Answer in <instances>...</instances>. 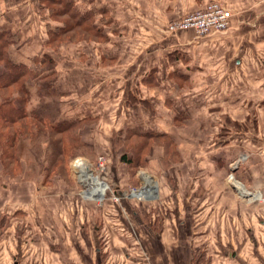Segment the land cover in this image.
Wrapping results in <instances>:
<instances>
[{"label":"rangeland","instance_id":"rangeland-1","mask_svg":"<svg viewBox=\"0 0 264 264\" xmlns=\"http://www.w3.org/2000/svg\"><path fill=\"white\" fill-rule=\"evenodd\" d=\"M84 1L38 0L44 13L36 12L35 18L45 34L32 60L16 53L25 39L0 25V74L4 72L0 85L11 80L10 74L24 73L18 84L0 87V102L20 98L11 104L18 112L11 117L20 118L9 125H16L17 132L9 133L8 124L0 120V130L9 133L6 139L15 137L8 155L2 144L5 136H0V238L4 242L20 238L18 249L33 259L53 258L49 264H62V238L69 234V245L64 241V247L70 264H77L84 248L87 256L97 252L95 248L104 249L103 222L127 223L129 216L174 221L177 209L188 215L191 208L203 220L234 223L220 235L224 246H218L216 239L209 240L208 246L194 241L192 264H204L206 256L221 259V253L237 251L243 261L231 259V264H264V226L257 224V246L248 232L243 237L244 230L237 229L241 210L256 208V213L250 218L251 213L245 214L242 220L264 221V132L225 131L229 122L225 124L219 116L179 115L170 106L175 90L170 80L175 74L168 68L167 57L161 53L164 60L151 56L148 62L144 51L141 54L157 38L169 53L176 48L171 41L179 31L172 32L168 24L188 8L197 10L209 1H219L231 16L244 11L254 14L253 0H230L231 5L226 0H204L156 26L133 13L135 0H98L94 5ZM146 27L151 30L149 39L142 32ZM8 58L14 63L5 67ZM21 85L25 94L18 93ZM249 119L253 125L254 118ZM62 122H68L64 131H56ZM239 144L246 148L238 150ZM248 155L255 161L250 163L251 176L234 175L217 162L222 157H241L239 164L247 168ZM77 161L86 162L91 176L106 184L98 198L83 194L90 184L79 179ZM143 173L157 187L146 197H137L132 189H141ZM196 188L210 190L191 196L189 190ZM223 190L229 193L224 200ZM89 240L94 244H88ZM137 240L134 251L138 257L149 258Z\"/></svg>","mask_w":264,"mask_h":264},{"label":"crops","instance_id":"crops-1","mask_svg":"<svg viewBox=\"0 0 264 264\" xmlns=\"http://www.w3.org/2000/svg\"><path fill=\"white\" fill-rule=\"evenodd\" d=\"M167 1L135 0L132 2V10L133 13L141 15L142 20L146 21L145 24L149 25L148 23L153 22L156 26L167 19L179 17L185 11V7H191L204 0ZM81 2L82 0H78V3ZM84 2L94 5L98 0ZM226 2L229 5L232 4L230 0ZM245 2L246 0H243V3ZM252 5L255 9L254 14L246 11L236 15L232 14L228 29L222 32H211L199 38H195L192 30H181L175 33L174 40L171 42L176 48H170V53L166 50L167 48L159 45L161 41L158 38L157 43L142 48L141 54L144 51L142 56L148 62L151 56H155L158 60L161 57V60H164L161 53L167 57L168 68L172 69L175 74V77L170 80L175 86L173 103L170 106L178 110L179 115L203 118L219 116L225 118L223 119L225 124L229 122L225 126V131L251 130L257 134L264 132V126L261 124L262 117H264V10L262 9L264 0H253ZM135 6L136 12H134ZM189 10L191 9L188 8L186 11ZM36 12L43 16L44 7L38 0H0V25L8 27L16 37L25 39L15 50L26 60H32L37 52L35 48L43 45L45 32L41 31L40 22L35 18L38 16ZM143 31L145 32L143 35L149 39L148 33L151 30L148 28ZM151 49L153 53L150 52ZM155 52L159 54H154ZM145 83L146 77L142 84ZM182 101H189V104H183ZM249 118H254L253 125ZM232 121L237 124L233 125L230 123ZM237 146L238 150L246 148L240 144ZM254 147L259 146L254 144ZM249 158L248 155L247 168L239 164L242 161L241 157L238 160L234 159L235 161L222 157L217 162L220 166L231 168L230 172L236 173L234 175L251 176V166L255 161L252 162ZM231 165L234 166L230 167ZM208 190L210 189L196 188L190 189L189 193L191 196L198 197ZM228 194L223 190L222 200ZM240 212V215L239 213L237 215V229L244 230L241 234L243 237L248 232L251 243L255 246L259 245V237L256 234L257 224L264 226V221L259 220L258 223H254L249 220L247 222V219L253 215L252 213H256V208ZM182 213V208L177 209L174 221L155 222L154 220H141L139 216L138 218L129 216L127 223L103 222L100 232L104 234L102 238L104 249L95 248L97 252L87 256L86 248H84L85 250L77 256V264H192L191 246L194 241L208 246L209 240L216 239L218 246H224L220 235L224 230H229L231 225H234L233 222L203 220L198 215V211L192 212L191 208L188 215H182ZM249 213H251L250 216L242 220L243 215ZM100 225L101 223L95 228L101 227ZM18 230L17 236H20L21 229ZM137 237L147 250L149 258L144 259L142 255L138 257V253L134 251ZM16 239L17 237L12 238V242L10 240L4 242L0 238V264H49L53 260V258L46 261L45 259L42 261L33 259L22 251L21 247L18 249L17 241L20 238ZM64 241H67L69 245V234L66 238H62V250L65 253L62 252L61 262L70 264V254L66 252ZM88 242V244H94L90 240ZM86 244L84 240V246ZM220 248L224 252V248ZM219 256L221 259L204 256V264H231V259L237 263L243 261L240 251L221 253Z\"/></svg>","mask_w":264,"mask_h":264},{"label":"built area","instance_id":"built-area-1","mask_svg":"<svg viewBox=\"0 0 264 264\" xmlns=\"http://www.w3.org/2000/svg\"><path fill=\"white\" fill-rule=\"evenodd\" d=\"M230 18L231 12L223 5V3H220L219 1H209L202 8L188 11L179 19L171 21L168 24V29L172 32L192 30L195 34V38H199L211 32H222L226 30L229 26ZM262 170L264 173V165ZM142 187L143 185L141 186V189ZM132 190L133 194L139 193L136 189ZM137 197L144 196L140 194Z\"/></svg>","mask_w":264,"mask_h":264},{"label":"trees","instance_id":"trees-1","mask_svg":"<svg viewBox=\"0 0 264 264\" xmlns=\"http://www.w3.org/2000/svg\"><path fill=\"white\" fill-rule=\"evenodd\" d=\"M6 45V44H5ZM1 54H2V52H1ZM0 57H2V55H0ZM2 59H3V57H2ZM9 62L7 63L6 62V60L4 61L5 62V67L6 66H8V64L10 65V63L12 64V62L13 61H11L9 58L7 59ZM14 63V62H13ZM15 65V64H14ZM16 66V65H15ZM5 73H7V72H5ZM0 76H4V72L3 73H1L0 74ZM5 77H7V76H5ZM9 77H10V79L11 80H9V81H6V82H4L3 84H1L0 85V87H3V86H8V85H13V84H18L19 83V81L21 80V78H23L24 77V73H22V74H18V75H16V76H13L12 74H10L9 75ZM18 93L19 94H25V90H24V88H23V85H21V87H20V89H19V91H18ZM19 96V95H18ZM14 101L15 102H17V103H19L20 102V98L19 97H17V98H10L9 100H7V99H4V100H2L1 102H0V120L2 121V123H5V124H8L7 126H8V132L9 133H16L17 132V128H16V125H14V126H12V127H9V125L10 124H12V122H14V121H16V119H18L19 120V118H20V115H19V117H11V115L13 114V112H17V111H14L13 109V106L11 105V104H13L14 103ZM15 110H17L16 108H15ZM18 113V112H17ZM13 116V115H12ZM23 116H26V114H23ZM9 117H11L10 119H9ZM62 124H63V126L62 127H57V129H56V131H58V132H61V131H64V129H65V127H66V124H68V122H62ZM6 126V127H7ZM14 127V128H13ZM0 128H3V126L1 125L0 126ZM13 128V129H12ZM8 132H3L2 130H0V136H5V141L4 142H2V144H3V146L5 147V149H7V152H8V155H9V147L12 145V142L14 141V134L13 135H11V138H7L6 139V136H7V134H9ZM6 133V134H5ZM2 139V138H1ZM12 140V141H11ZM58 143V142H57ZM54 148L55 147H57V145H55L54 144V146H53ZM128 161V160H127ZM129 163H131L130 162V160H129Z\"/></svg>","mask_w":264,"mask_h":264},{"label":"bare ground","instance_id":"bare-ground-1","mask_svg":"<svg viewBox=\"0 0 264 264\" xmlns=\"http://www.w3.org/2000/svg\"><path fill=\"white\" fill-rule=\"evenodd\" d=\"M85 163V164H84ZM75 165L78 168L79 171V179L85 182H88L90 184L89 188L83 191V194L87 197L98 198L100 195L98 191L101 189H104L106 187V184L102 181H98L97 178L91 176V172L89 171L88 164L84 161H77L75 162ZM143 178V187L142 189L138 190V194H135L136 196L142 194L144 197L149 194L150 190L152 193V190H154L157 187V182L154 180H151L150 175L144 174L142 175ZM236 181V180H235ZM234 185L237 186L240 190H242V193L245 192V188H243L239 183L234 182Z\"/></svg>","mask_w":264,"mask_h":264}]
</instances>
